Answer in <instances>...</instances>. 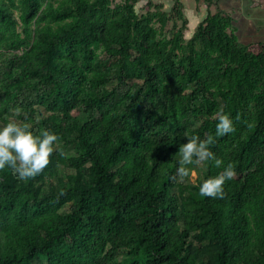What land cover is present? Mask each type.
I'll return each instance as SVG.
<instances>
[{
  "label": "trees",
  "instance_id": "trees-1",
  "mask_svg": "<svg viewBox=\"0 0 264 264\" xmlns=\"http://www.w3.org/2000/svg\"><path fill=\"white\" fill-rule=\"evenodd\" d=\"M137 2L0 0V122L40 108L74 148L27 179L0 169V264H264V42L220 9L186 39L180 0ZM220 108L235 128L216 136ZM194 134L235 163L223 196L199 184L224 165L178 181Z\"/></svg>",
  "mask_w": 264,
  "mask_h": 264
},
{
  "label": "clouds",
  "instance_id": "clouds-1",
  "mask_svg": "<svg viewBox=\"0 0 264 264\" xmlns=\"http://www.w3.org/2000/svg\"><path fill=\"white\" fill-rule=\"evenodd\" d=\"M15 109L14 112H19ZM215 116L216 136H223L234 131L235 125L230 113L220 108ZM59 136L56 132L44 128L36 132L32 125L18 120L15 115L9 116L6 122H0V169L10 168L20 179L39 174L48 164L49 157L55 151ZM215 142L213 135L201 139L198 134L192 135L179 147L180 158L177 173L181 178L196 174L193 165L213 162L217 167L224 165L216 175L207 176L199 184L202 196H223L224 183L236 175L234 162L226 165L221 157L210 147Z\"/></svg>",
  "mask_w": 264,
  "mask_h": 264
},
{
  "label": "rangeland",
  "instance_id": "rangeland-1",
  "mask_svg": "<svg viewBox=\"0 0 264 264\" xmlns=\"http://www.w3.org/2000/svg\"><path fill=\"white\" fill-rule=\"evenodd\" d=\"M176 0H138L135 5L137 13H144L148 2L162 6L163 11H170ZM183 4L182 12L184 15L183 37L188 39L197 24L204 19L208 12L214 13L218 9L228 14L233 19V32L237 36L240 43L248 44L254 42H264V0H180ZM176 28H181L182 21L175 22ZM172 22L168 23L165 31L169 34ZM47 113L38 108L35 122L31 123L34 131L44 129V120ZM55 150L60 151L64 155L70 157L74 155L73 145L63 146L56 143ZM66 166V167H65ZM61 167L60 173L73 172V170L65 165ZM202 166V163L199 165ZM203 168L196 170V174L188 177V181H184L177 173L178 181L183 184L195 183L198 176L201 175ZM185 184V185H186ZM175 190V189H174Z\"/></svg>",
  "mask_w": 264,
  "mask_h": 264
}]
</instances>
